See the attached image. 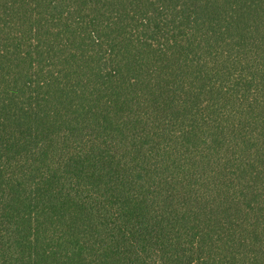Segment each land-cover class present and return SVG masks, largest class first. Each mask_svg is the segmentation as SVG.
<instances>
[{
    "label": "trees",
    "instance_id": "trees-1",
    "mask_svg": "<svg viewBox=\"0 0 264 264\" xmlns=\"http://www.w3.org/2000/svg\"><path fill=\"white\" fill-rule=\"evenodd\" d=\"M0 264H264V0H0Z\"/></svg>",
    "mask_w": 264,
    "mask_h": 264
}]
</instances>
